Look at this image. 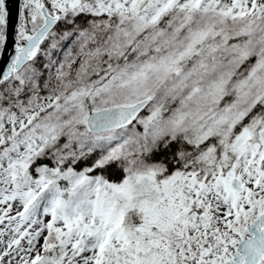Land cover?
<instances>
[{
  "label": "snow or ice",
  "instance_id": "6c2138e0",
  "mask_svg": "<svg viewBox=\"0 0 264 264\" xmlns=\"http://www.w3.org/2000/svg\"><path fill=\"white\" fill-rule=\"evenodd\" d=\"M0 264H264V0H0Z\"/></svg>",
  "mask_w": 264,
  "mask_h": 264
},
{
  "label": "water",
  "instance_id": "95a60500",
  "mask_svg": "<svg viewBox=\"0 0 264 264\" xmlns=\"http://www.w3.org/2000/svg\"><path fill=\"white\" fill-rule=\"evenodd\" d=\"M13 13H15V9H13Z\"/></svg>",
  "mask_w": 264,
  "mask_h": 264
}]
</instances>
